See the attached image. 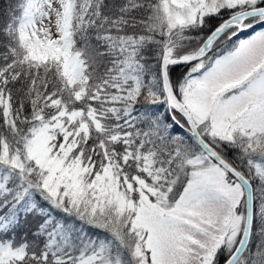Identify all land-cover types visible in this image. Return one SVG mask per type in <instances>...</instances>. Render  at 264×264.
<instances>
[{
  "label": "snow or ice",
  "instance_id": "6c2138e0",
  "mask_svg": "<svg viewBox=\"0 0 264 264\" xmlns=\"http://www.w3.org/2000/svg\"><path fill=\"white\" fill-rule=\"evenodd\" d=\"M0 264H264V0H0Z\"/></svg>",
  "mask_w": 264,
  "mask_h": 264
}]
</instances>
